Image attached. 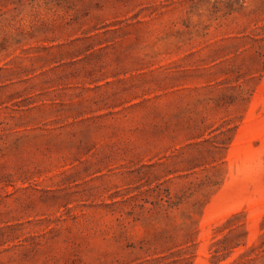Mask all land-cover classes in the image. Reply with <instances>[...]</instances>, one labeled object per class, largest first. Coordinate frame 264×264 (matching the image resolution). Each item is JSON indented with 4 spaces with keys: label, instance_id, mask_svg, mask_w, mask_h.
<instances>
[{
    "label": "rangeland",
    "instance_id": "374dc122",
    "mask_svg": "<svg viewBox=\"0 0 264 264\" xmlns=\"http://www.w3.org/2000/svg\"><path fill=\"white\" fill-rule=\"evenodd\" d=\"M0 264H264V0H0Z\"/></svg>",
    "mask_w": 264,
    "mask_h": 264
}]
</instances>
